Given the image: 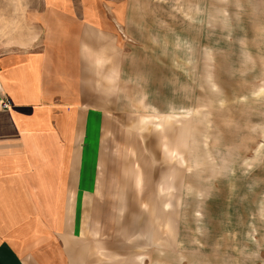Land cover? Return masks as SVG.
Returning <instances> with one entry per match:
<instances>
[{
	"label": "rangeland",
	"instance_id": "rangeland-1",
	"mask_svg": "<svg viewBox=\"0 0 264 264\" xmlns=\"http://www.w3.org/2000/svg\"><path fill=\"white\" fill-rule=\"evenodd\" d=\"M138 1L99 104L121 128L118 243L142 264H264V8Z\"/></svg>",
	"mask_w": 264,
	"mask_h": 264
},
{
	"label": "crops",
	"instance_id": "crops-1",
	"mask_svg": "<svg viewBox=\"0 0 264 264\" xmlns=\"http://www.w3.org/2000/svg\"><path fill=\"white\" fill-rule=\"evenodd\" d=\"M2 5L0 264H142L118 243L121 128L99 105L145 30L140 1Z\"/></svg>",
	"mask_w": 264,
	"mask_h": 264
},
{
	"label": "built area",
	"instance_id": "built-area-1",
	"mask_svg": "<svg viewBox=\"0 0 264 264\" xmlns=\"http://www.w3.org/2000/svg\"><path fill=\"white\" fill-rule=\"evenodd\" d=\"M1 107L7 109L10 107V101L8 99H4L1 101Z\"/></svg>",
	"mask_w": 264,
	"mask_h": 264
}]
</instances>
